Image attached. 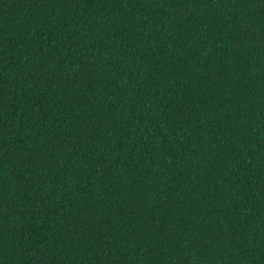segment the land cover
<instances>
[{
  "label": "trees",
  "instance_id": "1",
  "mask_svg": "<svg viewBox=\"0 0 264 264\" xmlns=\"http://www.w3.org/2000/svg\"><path fill=\"white\" fill-rule=\"evenodd\" d=\"M0 264H264V0H0Z\"/></svg>",
  "mask_w": 264,
  "mask_h": 264
}]
</instances>
